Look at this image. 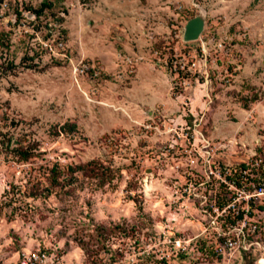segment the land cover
Returning a JSON list of instances; mask_svg holds the SVG:
<instances>
[{"label":"rangeland","instance_id":"1","mask_svg":"<svg viewBox=\"0 0 264 264\" xmlns=\"http://www.w3.org/2000/svg\"><path fill=\"white\" fill-rule=\"evenodd\" d=\"M180 130L227 166L264 152V0H2L0 264H171L156 197L188 161L165 152Z\"/></svg>","mask_w":264,"mask_h":264},{"label":"built area","instance_id":"2","mask_svg":"<svg viewBox=\"0 0 264 264\" xmlns=\"http://www.w3.org/2000/svg\"><path fill=\"white\" fill-rule=\"evenodd\" d=\"M43 46L52 51L50 43ZM180 131L174 133L183 143L167 144L165 152L171 157L182 152L188 161L182 170L178 163H170L172 174L166 176L164 194L156 197L162 206L157 210L158 234L165 244L157 258L174 264L189 251L202 256L209 249L218 258L264 248V152L227 166L216 157L214 144L201 137L198 145L192 142L195 135ZM184 223L195 225L192 236L181 235ZM35 259V254H26L12 264H33Z\"/></svg>","mask_w":264,"mask_h":264},{"label":"water","instance_id":"3","mask_svg":"<svg viewBox=\"0 0 264 264\" xmlns=\"http://www.w3.org/2000/svg\"><path fill=\"white\" fill-rule=\"evenodd\" d=\"M203 27V16L196 14L185 21L183 26L181 40L184 42L192 41L198 38Z\"/></svg>","mask_w":264,"mask_h":264},{"label":"trees","instance_id":"4","mask_svg":"<svg viewBox=\"0 0 264 264\" xmlns=\"http://www.w3.org/2000/svg\"><path fill=\"white\" fill-rule=\"evenodd\" d=\"M1 2H2V0H0V4H1ZM44 6H46V3L44 2V1H42L41 3H40V7H44ZM40 11V10H39Z\"/></svg>","mask_w":264,"mask_h":264},{"label":"bare ground","instance_id":"5","mask_svg":"<svg viewBox=\"0 0 264 264\" xmlns=\"http://www.w3.org/2000/svg\"><path fill=\"white\" fill-rule=\"evenodd\" d=\"M264 256V255H263ZM262 256V257H263ZM256 264H264V258H263V260H260L258 263H256Z\"/></svg>","mask_w":264,"mask_h":264}]
</instances>
